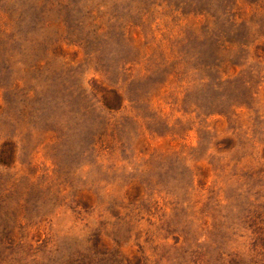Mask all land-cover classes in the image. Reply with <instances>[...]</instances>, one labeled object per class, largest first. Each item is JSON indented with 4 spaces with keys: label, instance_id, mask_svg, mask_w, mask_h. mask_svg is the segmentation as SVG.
Returning <instances> with one entry per match:
<instances>
[{
    "label": "rangeland",
    "instance_id": "374dc122",
    "mask_svg": "<svg viewBox=\"0 0 264 264\" xmlns=\"http://www.w3.org/2000/svg\"><path fill=\"white\" fill-rule=\"evenodd\" d=\"M0 264H264V0H0Z\"/></svg>",
    "mask_w": 264,
    "mask_h": 264
}]
</instances>
